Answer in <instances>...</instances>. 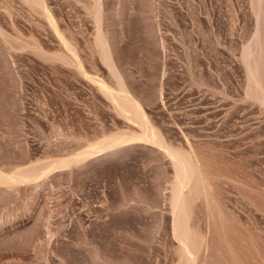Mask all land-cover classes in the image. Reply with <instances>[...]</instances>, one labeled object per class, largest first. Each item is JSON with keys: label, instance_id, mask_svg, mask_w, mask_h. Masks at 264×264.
<instances>
[{"label": "rangeland", "instance_id": "rangeland-1", "mask_svg": "<svg viewBox=\"0 0 264 264\" xmlns=\"http://www.w3.org/2000/svg\"><path fill=\"white\" fill-rule=\"evenodd\" d=\"M0 264H264V0H0Z\"/></svg>", "mask_w": 264, "mask_h": 264}]
</instances>
